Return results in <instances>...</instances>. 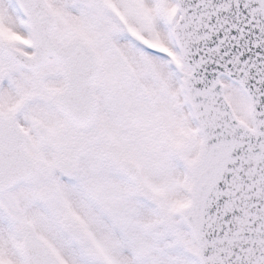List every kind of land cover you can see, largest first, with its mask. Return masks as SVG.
<instances>
[{
	"label": "snow or ice",
	"instance_id": "obj_1",
	"mask_svg": "<svg viewBox=\"0 0 264 264\" xmlns=\"http://www.w3.org/2000/svg\"><path fill=\"white\" fill-rule=\"evenodd\" d=\"M0 264H264V0H0Z\"/></svg>",
	"mask_w": 264,
	"mask_h": 264
}]
</instances>
